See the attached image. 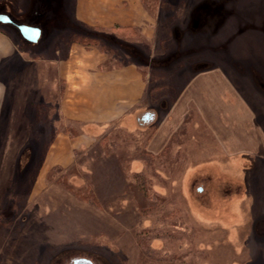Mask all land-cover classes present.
Returning a JSON list of instances; mask_svg holds the SVG:
<instances>
[{
  "label": "rangeland",
  "instance_id": "374dc122",
  "mask_svg": "<svg viewBox=\"0 0 264 264\" xmlns=\"http://www.w3.org/2000/svg\"><path fill=\"white\" fill-rule=\"evenodd\" d=\"M164 1L146 0V4L154 17L181 11L172 22L176 19V30L187 32L182 47L190 44L194 48L184 64L194 60L206 64L207 59L208 66L212 63L215 69L224 70L256 117L264 141V0H185L183 5L179 2L184 0H173L172 6ZM0 14L11 19L10 23L0 22V30L18 49L33 56H47L51 39L86 34L100 37L112 47L111 60L124 63L132 58H128L131 52L123 39H110L107 34L94 33L76 23L73 0H0ZM19 24L40 28L41 42L26 44L17 30ZM176 37L172 46H178L177 32ZM239 61L244 64V74L237 65ZM158 71L153 69L151 74ZM189 73L184 72L176 80L177 87ZM218 102L235 104L227 99ZM225 113L219 118L231 123L233 117ZM196 120L201 123L199 117L189 116L183 125L196 130ZM147 132L139 128L133 133L113 129L106 134V146L101 144L98 150L80 153L71 167L49 173L43 182L45 190L53 188L63 195L55 191L42 198L43 189L38 212L56 205L66 210L68 238L48 243L39 236L35 264H72L77 258H88L93 264H264V145L253 148L246 142L248 148L241 150L252 154L241 160L226 153L216 138H205L198 129L186 146L181 143L185 148L180 152L171 148V153L178 151L180 158L158 165L157 156L151 155V164L143 161L134 170L131 160L142 158L151 131ZM114 151L125 155L120 170L135 193L133 197L114 196L101 204L94 191V171L97 162ZM27 188L28 179L11 188V193L21 197L13 206L0 210V229L15 235L24 229L25 220L35 208L30 210L24 202ZM90 190L97 205L85 199ZM147 194L156 205L149 213L142 211ZM101 222L108 227L97 232L95 228ZM110 224L115 228L112 233ZM41 228L38 234L44 232L45 227ZM142 247L150 248L148 255L141 253ZM1 256L0 249V264Z\"/></svg>",
  "mask_w": 264,
  "mask_h": 264
},
{
  "label": "crops",
  "instance_id": "0c3cea01",
  "mask_svg": "<svg viewBox=\"0 0 264 264\" xmlns=\"http://www.w3.org/2000/svg\"><path fill=\"white\" fill-rule=\"evenodd\" d=\"M165 1L172 6L173 0ZM73 15L76 23L110 39H121L110 30L127 29L122 39L131 52L128 58H132L117 63L106 51L74 41L71 35L51 39L47 56H33L18 49L0 30V210L16 202L20 195L16 197L11 188L20 186L23 179H28L24 202L30 210L35 207L19 234L0 229L1 264H35L39 236L48 243L68 238L66 210L56 205L38 212L43 197L55 191L63 195L53 188L45 190L43 182L53 169L71 167L78 154L100 149V139L113 129L151 131L143 152L153 156L162 154L189 116L199 117L201 123L196 120V130L184 127L185 146L198 129L241 160L252 154L241 150L248 148L246 142L253 148L264 145L256 117L227 73L212 63L208 66L207 59L206 64L204 60L184 64L194 48L190 44L182 47L187 32L176 30V19L172 22L175 13L154 17L142 0H73ZM176 32L180 39L178 46H172ZM41 40L40 33L35 43ZM237 65L244 74V64ZM153 69L161 71L151 74ZM184 72L191 75L177 87L176 80ZM224 99L234 101V106L218 102ZM224 111L233 117L231 123L219 118ZM184 144L177 149L185 148ZM124 156L114 151L97 162L93 186L101 204L114 196H134V188L120 170ZM141 162L132 159L131 167L135 170ZM103 195L107 198H101ZM98 224L97 232L108 227L103 222ZM112 225L110 233L115 229ZM40 227L45 230L38 234Z\"/></svg>",
  "mask_w": 264,
  "mask_h": 264
},
{
  "label": "trees",
  "instance_id": "16d2710c",
  "mask_svg": "<svg viewBox=\"0 0 264 264\" xmlns=\"http://www.w3.org/2000/svg\"><path fill=\"white\" fill-rule=\"evenodd\" d=\"M143 4L146 6L147 9H149L148 5L146 4V0H142ZM152 13V12H151ZM177 16L181 14V11L178 9V11L175 10L174 12ZM126 30L127 29H123V28H116V29H112L110 30L113 34L115 35H118L119 37H121V39H125L126 38ZM130 32H133V31H130ZM71 38H73L72 40L74 41H77L83 45H91V46H97L99 49L101 50H104L106 51L107 53L110 52L111 48L110 45L107 46L106 43L103 42L102 39L96 37V36H88L86 34L84 35H77V34H71ZM113 38V37H112ZM108 44V43H107ZM110 47V48H109ZM185 125H182L179 129V131H177V133H175L173 135V137L171 138V140L169 141V143L166 145L165 149L163 150L162 154L160 156H157L156 157V162L157 164H166V163H172L171 160H174L176 158H180V154H178L181 150L180 149H177L179 150V152L176 151L173 152V154L171 153V148L172 147H176L178 148L181 143H183V139H185V136H186V132H185V129H184ZM107 135H104L101 139H100V142L102 144V146H106V142H107ZM143 159V161H146L147 164H151V162H153L152 159L153 156L147 154V153H143L142 156H141ZM172 157V158H171ZM54 170V169H53ZM52 170V171H53ZM51 172V171H50ZM49 172V173H50ZM49 173L47 174V177L46 178H49ZM148 194L146 195V198H147V203L142 207V211H146L149 213V211H152L153 208L156 206L153 202H151V197L148 198ZM85 199L89 202V203H92V204H95L97 205V201L92 193V190H90L89 192V196L85 197ZM139 244L141 245V242H139ZM150 252V248H141V253L143 255H148V253ZM84 259H87L89 260L88 258H84ZM92 264L93 262L91 260H89Z\"/></svg>",
  "mask_w": 264,
  "mask_h": 264
},
{
  "label": "water",
  "instance_id": "95a60500",
  "mask_svg": "<svg viewBox=\"0 0 264 264\" xmlns=\"http://www.w3.org/2000/svg\"><path fill=\"white\" fill-rule=\"evenodd\" d=\"M1 23H10L11 19L5 15L0 14ZM20 35L28 42L35 43L40 37V29L38 27L29 26L25 24L17 25ZM72 264H92L89 260L84 258L75 259Z\"/></svg>",
  "mask_w": 264,
  "mask_h": 264
}]
</instances>
